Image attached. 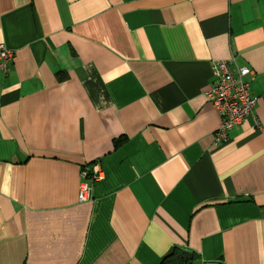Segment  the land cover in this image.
Instances as JSON below:
<instances>
[{"label":"crops","instance_id":"crops-1","mask_svg":"<svg viewBox=\"0 0 264 264\" xmlns=\"http://www.w3.org/2000/svg\"><path fill=\"white\" fill-rule=\"evenodd\" d=\"M0 43V264H264V0H0ZM231 55L257 101L216 143Z\"/></svg>","mask_w":264,"mask_h":264},{"label":"built area","instance_id":"built-area-1","mask_svg":"<svg viewBox=\"0 0 264 264\" xmlns=\"http://www.w3.org/2000/svg\"><path fill=\"white\" fill-rule=\"evenodd\" d=\"M12 50L0 43V70L7 73ZM212 80L206 94L220 116L214 132L216 143L228 140V131L253 113L257 97L251 91L252 70L238 64L235 55L228 59L211 60ZM83 181L79 185L78 200L90 198L91 183L102 178L99 164L94 162L82 168Z\"/></svg>","mask_w":264,"mask_h":264},{"label":"water","instance_id":"water-1","mask_svg":"<svg viewBox=\"0 0 264 264\" xmlns=\"http://www.w3.org/2000/svg\"><path fill=\"white\" fill-rule=\"evenodd\" d=\"M183 256L184 257H191V253L190 252H187V251H184L183 252Z\"/></svg>","mask_w":264,"mask_h":264}]
</instances>
